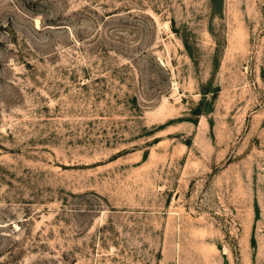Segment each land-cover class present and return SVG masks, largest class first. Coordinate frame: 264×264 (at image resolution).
I'll return each instance as SVG.
<instances>
[{"label": "rangeland", "instance_id": "obj_1", "mask_svg": "<svg viewBox=\"0 0 264 264\" xmlns=\"http://www.w3.org/2000/svg\"><path fill=\"white\" fill-rule=\"evenodd\" d=\"M0 264H264V0H0Z\"/></svg>", "mask_w": 264, "mask_h": 264}]
</instances>
